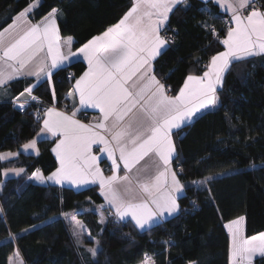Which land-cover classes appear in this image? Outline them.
<instances>
[{"label":"trees","instance_id":"1","mask_svg":"<svg viewBox=\"0 0 264 264\" xmlns=\"http://www.w3.org/2000/svg\"><path fill=\"white\" fill-rule=\"evenodd\" d=\"M33 2L0 0V31ZM259 3L264 7V0ZM132 5V0H42L32 18L39 20L57 9L61 35L73 37L78 49L118 23ZM224 16L212 1L202 0H186L170 15L166 28L174 41L155 61L154 74L170 87L171 96L178 94L189 74L202 75L211 56L224 50ZM85 69L82 62L59 69L52 76L54 94L47 81L32 93L62 108ZM33 83V79L17 81L10 88L22 91ZM218 96L216 109L174 134V166L188 185L178 200L179 213L139 230L117 220L108 209L102 210L105 223L96 211L82 212L79 219L98 242L95 257L77 246L62 215L101 206L98 190L75 191L28 181L37 169L44 175L56 170L54 141H40L37 156L0 159V264H9L16 251L25 264H141L147 256L154 264H229L225 225L243 216L247 238L264 232V56L233 62ZM41 125L34 106L21 112L12 101L0 102V155L19 151L36 138ZM7 169L25 173L4 180ZM192 201L198 209L185 212ZM254 264H264V258Z\"/></svg>","mask_w":264,"mask_h":264},{"label":"snow or ice","instance_id":"2","mask_svg":"<svg viewBox=\"0 0 264 264\" xmlns=\"http://www.w3.org/2000/svg\"><path fill=\"white\" fill-rule=\"evenodd\" d=\"M38 2L34 0L18 13L14 24L9 25V28L14 27L16 21L29 24L18 39L5 45L3 38L8 29L0 31V86L20 75L45 48L50 63L41 62L34 73H28L35 75L37 80L43 74L51 82L53 70L60 69L74 57L83 56L88 70L76 79L70 94L78 93L80 105L98 109L101 117L94 124H84L74 118L75 111L68 115L55 108L46 109L47 119L43 121L41 131L60 137L52 149L60 167L47 177L37 169L33 178L42 183L46 180L57 184L69 181L78 186L99 183L102 195L115 209L118 219L130 216L141 229L151 227L165 213L171 216L178 212L177 194L183 192L185 186L172 168L173 158L177 155L173 129L191 121L201 110L216 107L219 101L217 89L222 87L225 73L233 62L264 55V7H257L256 0H216L221 8L231 13L234 25L227 29V35L221 41L225 50L211 56L202 75L189 74L178 94L169 96L165 85L154 74L152 62L171 39L161 35L169 13L184 0H134L118 23L93 37L77 52L72 51L73 37L62 39L60 36L57 9L53 8L38 23L29 21V13ZM212 31L215 33L214 29ZM64 47H67L66 52ZM32 88L27 87L16 98L17 101L20 97L25 98L19 104L20 108L28 98L36 99L32 96ZM93 145H102L98 151L106 153L111 160L112 175L103 174L98 157L92 153ZM35 148V140L24 145L25 150ZM12 155L15 154H2L0 159ZM145 157L153 158L155 175L144 167L138 170L137 177L130 178L127 173ZM121 162L125 170L122 176L117 174ZM134 182L144 194L139 199L132 187ZM121 184L124 185L123 193L118 187ZM243 221L241 216L225 225L231 235L230 264H252L254 257L264 258V233L246 238ZM100 222L105 221L101 218ZM73 224L74 229L83 228L79 220H73ZM73 234L80 235L75 230ZM88 251L96 255L95 248ZM16 256L19 257L18 252ZM150 259L145 257L144 264H149Z\"/></svg>","mask_w":264,"mask_h":264},{"label":"crops","instance_id":"3","mask_svg":"<svg viewBox=\"0 0 264 264\" xmlns=\"http://www.w3.org/2000/svg\"><path fill=\"white\" fill-rule=\"evenodd\" d=\"M202 1H212L214 4H216V5L219 7L220 11H221L223 14H225V15H227V16H229V17L231 18V13H230V12H226L223 8H221V7L218 5V3L216 2V0H202ZM256 1H259V0H256ZM132 2L134 3V0H132ZM184 2H186V0H184ZM184 2H183V3H184ZM33 3H34V2H33ZM41 3H42V0H39L37 6H36L35 8H33V9L31 10V12L29 13L28 19H29V21H30L31 23H33V24H34V23H38L39 21H41V20L45 17V16H44L43 18H41V19H39V20H33V18H32L33 13L39 8V6L41 5ZM183 3H181V4H183ZM31 4H32V3H31ZM179 5H180V4H179ZM179 5H177V6H179ZM177 6H175L174 9H175ZM26 8H27V7H26ZM174 9H173V11H174ZM173 11H172V12H173ZM172 12L169 13V18H170V15L172 14ZM17 15H18V14H17ZM17 15H16V16H17ZM16 16H15V17H16ZM15 17L13 18V21H12L9 25H13V24H14V19H15ZM168 22H169V19H168V21L166 22V24H165V26L163 27V29L167 27ZM9 25L5 28V29H8V31L4 33V38H3V39H4V44H5V45H7V44H9V43H11V42H14V41H15L16 39H18L19 36L22 35L23 32L29 27V24L22 23L21 21H16L14 27H12V28H9ZM57 27H58V29H59V26H58V15H57ZM163 29H162V30H163ZM2 31H4V29H3ZM161 32H162V31H161ZM59 33H60V29H59ZM226 35H227V33H226ZM60 36H61L62 39H63V38H66V37H63V36L61 35V33H60ZM67 37H68V36H67ZM225 37H226V36H225ZM225 37H224V38H225ZM73 41H74V39H73ZM81 47H82V46H81ZM167 47H168V44L165 45V47H164L163 49H161V54L167 49ZM78 49H79V48H78ZM78 49H74V43H73V45H72V51H73V52H77ZM63 50L66 52V51H67V47H64ZM224 50H225V46H224ZM224 50H223V51H224ZM161 54H160L159 56H157L156 59L152 62V69H153V72H154V63H155V61L158 59V57L161 56ZM257 56H264V55H257ZM41 62H48V63H50V59L46 56V48H45L44 51L39 52V53L36 55V57H34V59H33V60H32V61H31L26 67H25V69L23 70V72H22L20 75L14 76L12 79L7 80L6 83H5L4 85L0 86V102H10V101L15 100L16 97H17L21 92H23L27 87H25L24 90H22V91H21V90H20V91H19V90L17 91L16 89H11V88H10V85H11L13 82H17V81H23V82H25L26 80H29V79H33V80H34V83H33L32 85H30V86H33L32 91H33V89H34L39 83L44 82V81H47V82L49 83V86H50V89H51L52 93L54 94V85H53L52 78H51V82H49L48 79H47V77H46V76H43V74H42V78L39 79V80H37V78H36L35 75H28L29 72H33V73H34V72L38 69V66L41 64ZM76 62H82V63H84L85 66H86L85 71L88 70V63H87V60H85V59L83 58V56L74 57V58L72 59L71 62H67V61H66V62L61 66L60 69L65 68V67H67V66H69V65H72L73 63H76ZM58 70H59V69H58ZM8 71H10V70H8ZM56 71H57V70H53V74H54ZM85 71H84V72H85ZM226 73H227V72H226ZM226 73H225V75H226ZM82 75H83V74H82ZM52 76H53V75H52ZM224 77H225V76H224ZM157 79H158V78H157ZM158 80H159V79H158ZM223 81H224V79H223ZM160 82L163 84L162 81H160ZM222 84H223V83H222ZM74 85H75V83H74ZM74 85H73V88H72L73 90H74ZM165 88H166V87H165ZM220 89H221V87L217 89V95H218V91H219ZM166 90H167V89H166ZM32 94H33V93H32ZM166 94L169 95V96H171L168 90L166 91ZM76 97H77V106H76V108H75L74 110H71L70 112H66L65 110H63V109H61V108H58V107H57V108L55 107V109H56L57 111L64 112V113H66V114H68V115H71L72 112L75 111V112H76V115H75L74 118L77 119V120H79L81 123H84V124H94V123H96V122L100 119V117H101V114H100L99 110H98V109H93V108H91V107H88V108H84V107H82V106L80 105V103H79V95H78V93L76 94ZM66 103L69 104V102L67 101V95H66ZM219 104H220V99H219V101H218L216 107H214V108L210 107V108H208V109L201 110V112L197 113V114L193 117V119H192L191 121H186V122H185V123L179 128V129H173L172 138H173V141H174V143H175V146H176V140H175V136H174V134H175L177 131H179L180 129L184 128L185 126H187V125L193 123V122L197 119V117L200 116L201 114L216 109V108L219 106ZM45 113H46V112H45ZM84 113H87V114H88V117L84 118V116H83ZM45 119H47L46 114H44V117H43V119H42V121H41V123H42V125H41V129L43 128V121H44ZM41 129H40V132L38 133V135L36 136V138L34 139V140L36 141V148H35V149H28V150H25V149H24V145H23V146L20 148L19 151H17L16 153L13 152L15 155H12V156H5V158L2 159V161H4V162H8V161L15 160V159H17V158L19 157L20 154H24V155H27V156H28V155H31V156H37V155L40 153V151H39V146H38V144H39L40 141H44V140L54 141V146H53V148H54V147L56 146V143L59 142L60 137H59V136H53L51 133H48V132H42ZM104 134L106 135V138H108L109 140L111 139V136H110L109 134H107V133H104ZM32 141H33V140H32ZM30 142H31V141H30ZM30 142H28V143H30ZM28 143H26V144H28ZM94 147H98V148H100V147H102V145H93V146H92V153H93V155H96V156L98 157V165H99V167L101 168L103 174H104L105 176L112 175V170H111V160L107 158V154H106V153H101V152H99V151H98V152H94V151H93V148H94ZM53 148H52V149H53ZM176 150H177V148H176ZM11 153H12V152H11ZM52 153H53V156H54V158H55V160H56L57 168H59V167H60V162H59V160L57 159L56 154H55L53 151H52ZM2 154H7V153L4 152V153H2ZM2 154H1V155H2ZM118 156H119V152L117 151V152H116V157L118 158ZM176 156H177V155H176ZM176 156L173 158V161H172V168H173L174 171H176L175 166H174V161H175ZM105 166H109V167H110V170H109V171H105V169H104ZM144 167H147V168L149 169L150 173H151L152 175H155L156 168H155L154 165H153V158H151V157H145V159L142 160V161L140 162V164L136 165V167L133 168L132 172L127 173V174L130 176V178H131V177H137V175H138V170H140V169H142V168H144ZM161 167H162V166H161ZM57 168H56V169H57ZM18 170H20V169H7V170H5V171L3 172V176H4V173H6V172H7V173H11V172H13V173H14V174H13V177H9V178H16V177H20L21 175H23V174L25 173V170H24V169H23V171H19V173H18ZM55 171H56V170H55ZM117 174H118V175H121V176H122V175H125V170L123 169V164H122V162H121V164H120V170H119V172H118ZM43 175H44V174H43ZM49 175H51V173H50ZM49 175H44V176L47 177V176H49ZM9 178H7V179H9ZM140 178H143V173H140ZM7 179H5V180H7ZM178 179H179V177H178ZM179 180H180V179H179ZM28 181H33V182H35V183L42 184V185H50V186H56V187H60V188H70V189H73V190H75V191H82V190H86V189L94 188V189L98 190L99 195L101 196V198H102V200H103V204H102L101 206H96V207L99 209V211L102 212L103 209H108V211H110V212L114 215V217H115L117 220H119L118 217L115 215V209L110 207V205L108 204L107 200L105 199V196L102 195V193H101V189H100V186H99V183H88V184L79 185V186H78V185H75V184H72V183L69 182V181H64V182H62V183H60V184H57V183H55V182H53V181L46 180V181H44V182L42 183V182L36 180L35 178H33V175H31L30 178H28ZM180 182H181V184L184 185L185 187H184L183 192L177 194V202H178L179 198H181L182 196H184L185 191H186V188H187V186H188L187 184L183 183L181 180H180ZM118 187L120 188L121 192L123 193L124 185L121 184V185H119ZM132 187L136 190V192H137V194H138V196H137L138 199L144 196L143 193L139 192V189L136 187L135 182L133 183ZM125 198H130V197H127V196H126ZM178 213H179V211L176 212V213H173L171 216H169V215H167V213H165V215H164L162 218H160V219L156 220L155 222H153V224L151 225V227L145 226V228H143V229L138 228V227L136 226V224H135V221L132 220L130 216H129V217H126L124 220H119V221H121V222H128V223L132 224L133 226H135L136 228H138L139 230H146V229L152 228V227H154V226H156V225H158V224H161V223H163V222H165V221H167V220H169V219L175 217ZM226 229H227L228 234H229V238H230V247H231V235H230V233H229L228 228H226ZM242 229H243V234H244V236L246 237V235H245V220H244L243 223H242ZM263 233H264V232H263ZM258 235H259V234H258ZM255 236H256V235H255ZM246 238H247V237H246ZM249 238H250V237H249ZM258 258H260V257H259V256L254 257V258H253V262H252V264H254L255 260L258 259ZM192 264H194V263H192ZM229 264H230V248H229Z\"/></svg>","mask_w":264,"mask_h":264},{"label":"built area","instance_id":"4","mask_svg":"<svg viewBox=\"0 0 264 264\" xmlns=\"http://www.w3.org/2000/svg\"><path fill=\"white\" fill-rule=\"evenodd\" d=\"M256 4H257V7H260L259 1H256ZM222 20L224 22V27H225L226 30L229 27H233L234 26L232 24L231 18L229 16H224ZM161 35L171 38L168 44H170V43H172L174 41V34L171 31H169L167 28H164L162 30ZM69 78H72V76H69ZM165 87H166V89L168 91L170 90V87H168L166 85H165ZM32 96H35V95L33 94ZM35 97H36L35 100L31 99L30 101L25 103L23 108L19 107L20 102H17L16 100H13L12 104H13L14 108L18 109L21 112H24L29 107L34 106L35 107V118H36V121L37 122H41L43 117H44V114L46 112V109L55 108L56 106L55 105L46 104L41 98H38L37 96H35ZM61 109L65 110L66 112H70L71 111L68 103L65 104ZM83 116H84V118H86V117H88V114L84 113ZM98 149H99L98 147H94L93 151L94 152H98ZM104 169H105V171H109L110 167L109 166H105ZM197 209H198V204L196 203V201H192L190 206L185 209V212L190 213V212H193L194 210H197Z\"/></svg>","mask_w":264,"mask_h":264},{"label":"rangeland","instance_id":"5","mask_svg":"<svg viewBox=\"0 0 264 264\" xmlns=\"http://www.w3.org/2000/svg\"><path fill=\"white\" fill-rule=\"evenodd\" d=\"M6 153H11V152H6ZM14 153H16V152H14ZM13 174H14L13 172L4 173V180L9 178V177H13ZM194 185H198V182L194 183ZM88 210H92V211L98 212L99 213V217H100V221H101V218H103L104 221L106 220L105 216L103 215V212H100L99 209L96 206H92V207H90L88 209H83V210H79V211L66 213L67 215L64 214L62 216L67 221V223L69 225V229L71 231V234H72V236L74 238V241L77 243V246L85 247L87 250L89 248H95L96 249V253H98L99 250H100L98 244L95 242L94 239L92 240V238L89 236L88 230L85 228V226L83 225L82 221L79 219L80 214H82V212H85V211H88ZM73 220H79L82 223L83 228L82 229L81 228H75L74 229ZM74 230L76 232L80 233L79 237H77L76 235L73 234ZM89 241H91L92 245L88 246V244H89L88 242ZM16 253H17V251L10 258L9 264H25L23 259H22V257H21V255L19 254V257H17ZM95 256H93V257H95ZM147 257H149V256H147ZM144 261H145V259H144ZM144 261L141 264H144ZM149 264H154L153 261H152V258L150 259Z\"/></svg>","mask_w":264,"mask_h":264},{"label":"water","instance_id":"6","mask_svg":"<svg viewBox=\"0 0 264 264\" xmlns=\"http://www.w3.org/2000/svg\"><path fill=\"white\" fill-rule=\"evenodd\" d=\"M73 89H71L70 91H69V93L67 94V101L69 102V107H70V109L71 110H74L75 108H76V106H77V97H76V94L75 95H71L70 93H73ZM24 92V91H23ZM20 95V94H19ZM18 95V96H19ZM27 95V94H26ZM33 95V94H32ZM17 96V97H18ZM16 97V98H17ZM24 97H20V100L19 101H17V99H15L17 102H20V103H23L24 102ZM31 100V98H28V101H30ZM27 101V102H28Z\"/></svg>","mask_w":264,"mask_h":264}]
</instances>
